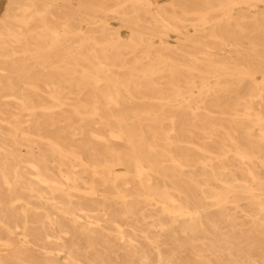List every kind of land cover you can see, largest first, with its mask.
<instances>
[{"label": "bare ground", "instance_id": "6f19581e", "mask_svg": "<svg viewBox=\"0 0 264 264\" xmlns=\"http://www.w3.org/2000/svg\"><path fill=\"white\" fill-rule=\"evenodd\" d=\"M0 264H264V0H5Z\"/></svg>", "mask_w": 264, "mask_h": 264}, {"label": "rangeland", "instance_id": "374dc122", "mask_svg": "<svg viewBox=\"0 0 264 264\" xmlns=\"http://www.w3.org/2000/svg\"><path fill=\"white\" fill-rule=\"evenodd\" d=\"M155 2L161 4V3H165L168 0H154ZM4 2L5 0H0V12L3 10L4 8ZM110 23L112 24V26L116 29H118L119 33L122 35L123 38H127L128 37V32L126 29L119 27V24L117 21L111 20ZM170 41H174V38L171 37Z\"/></svg>", "mask_w": 264, "mask_h": 264}]
</instances>
